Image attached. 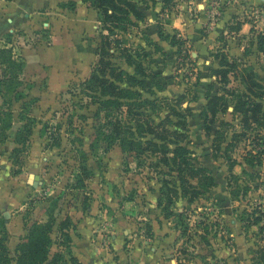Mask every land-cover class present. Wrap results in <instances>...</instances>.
<instances>
[{
  "label": "rangeland",
  "instance_id": "rangeland-1",
  "mask_svg": "<svg viewBox=\"0 0 264 264\" xmlns=\"http://www.w3.org/2000/svg\"><path fill=\"white\" fill-rule=\"evenodd\" d=\"M135 1L145 13V19L121 35L128 48L140 47L151 54L144 62L148 69L157 72L163 86L161 89L157 85L158 80L157 83L147 80L154 92L145 96L158 101V106L141 109L142 118L155 125L170 118L173 123L167 127L171 129L179 128L177 123L184 118L188 123V139L183 145L192 151L196 165L208 169L216 185L195 200L188 201L177 195L169 203L165 185L175 184V172L160 163L155 154L147 152L138 163L135 157H125L119 142L106 150L108 142L101 141L96 151L91 149L98 106L82 82L89 78L99 60L101 28L92 7L82 0H0V48H11L18 62L25 60L23 71H13L7 64H0V116L8 122V112L13 113L10 132L16 130L17 134L25 124L33 128L28 141L15 142L17 151L13 152V148L9 154L7 150L9 160L0 161V173L6 171L0 176L1 204L15 183L17 187L26 183L32 190L20 207L0 210V221L4 219L9 236L6 244L10 255L16 256L17 245L34 222H47L51 216L57 220L64 218L69 209L90 206L93 200L98 206L103 205L102 209L112 211L105 203L110 199L113 205L119 203L122 215L129 220L132 235L151 239L154 235L151 222L167 221L173 232L170 242L173 251L165 256L172 255L179 264H264V154L255 167L246 162L251 151L257 149L249 148L247 142L261 134L258 132L264 134V128L238 136L230 152L232 159L215 151L214 135L208 136L205 130L211 118L203 117L201 112L207 92L212 90L211 94L215 95L221 90L218 88L215 92L216 81L201 85L195 60L187 64L181 59L183 51L191 53V47L170 28L171 12L189 0H172L169 4L157 0L149 1L148 5L143 0ZM229 1L212 0L209 4ZM71 2L76 3L75 9L67 7ZM235 3V16L254 26L253 35L264 32V2L257 6L244 0H235ZM187 4L199 10L197 4ZM160 31L167 37L165 40L161 39ZM253 39L250 37L248 43ZM172 40L181 43L180 50ZM112 52L117 64L132 71L121 58V50ZM236 61L240 64L238 72L252 66L264 86V53L253 54L247 60L249 64ZM15 75V86L10 89L3 81ZM240 87L238 81H231L229 88ZM17 93L23 94L20 100L14 99ZM227 99L232 107V97L229 95ZM173 110L182 116L173 115ZM226 118L233 121L230 128H223L228 137L232 138L234 130L237 134L244 132L240 118L229 112L218 116L212 125L213 131ZM85 160L94 173L84 187L77 188L75 183ZM232 160L236 164L231 169ZM31 175H39L38 186L30 182ZM14 213L22 215L27 229L18 243L10 240L8 229ZM257 217L262 221L255 224ZM2 232L0 225V237ZM56 234L53 229L52 253L57 251ZM60 249L67 253L65 247Z\"/></svg>",
  "mask_w": 264,
  "mask_h": 264
},
{
  "label": "trees",
  "instance_id": "trees-1",
  "mask_svg": "<svg viewBox=\"0 0 264 264\" xmlns=\"http://www.w3.org/2000/svg\"><path fill=\"white\" fill-rule=\"evenodd\" d=\"M82 1L96 10L101 28L99 60L93 67L89 78L82 82L84 90L89 93L98 106L95 113L96 124L93 140L90 144L91 149L96 151L101 141L108 142L104 147L106 150L110 149L115 142H119L125 157H135L138 163H140L141 156L147 152L155 154L160 159V163L169 166L170 171L175 172L173 181L175 184L171 185L167 182L165 185L169 203L174 199L173 196L180 195L179 198L192 201L210 191L216 185L215 178L207 168L195 164L192 151L183 145L188 139V132L186 133L188 123L185 122L184 118L182 120V115L173 110V115L181 117V120L177 123L179 128L176 127V129L167 127L168 124L173 123L170 118H166L156 125L142 118L144 112L141 109L148 106L157 108L158 106V101L156 102L145 96L146 93L154 92L147 80H150L151 83H157L158 80L157 85L160 84V87L162 85L157 72L148 69L149 66L147 67L144 62L151 54L140 47L128 48L124 44L125 39L121 35L131 28L138 27L139 22L145 19V13L141 10L139 4L135 0ZM143 1L148 5L149 1L155 2L157 0ZM171 1L165 0V3L169 4ZM67 7L75 9L76 3L71 2ZM252 31H255L254 27ZM159 35L163 40L167 38L164 37L163 31H160ZM171 43L180 50L181 43L179 41L172 40ZM257 45L258 51L264 53V32H258ZM116 49L121 50V58L128 67L132 68V71L122 68L114 61L115 52L112 51ZM151 61L154 63V58ZM0 64H7L13 71H23L25 60L18 62L14 58L11 48L2 47L0 48ZM220 66L219 69L214 70V74L219 78L221 91L215 95H212L210 90L208 91V101L201 113L203 117L211 118L209 124L205 125V130L208 136L214 135L213 145L215 151L222 152L229 156V159H232L230 152L238 140V136H247L248 130L264 128V86L252 66L238 72L240 64L236 60H228L226 56L222 57ZM232 77H235V79L239 77L244 88H229ZM16 78V75L12 78H5L3 82L12 89L15 86L14 79ZM19 85L15 88V91H18ZM229 95L232 97L231 101H233L231 114L235 118L236 116L240 118L244 131L237 134L238 132L234 130L230 141L227 140L228 133L224 129L230 128L232 126L231 122H223L220 128L214 131V126H212L216 122L219 113L228 112L227 96ZM22 96V93H17L14 99L20 100ZM8 117L9 121L6 122L0 116V133H2L0 142L7 139V131L13 126V113L11 111L8 112ZM32 132L33 128L25 124L22 130L17 131L15 142L25 144ZM258 133L261 134L252 136V144L258 151L254 152L252 150V153L249 154L250 157L246 158V162L253 167L259 163L256 164V161L264 154V150L258 149L259 146L264 145V134L262 132ZM142 137L145 139L142 140ZM224 143L226 145L223 148ZM16 151L17 148H14L13 152ZM232 161L231 169L236 164L234 160ZM80 170L81 173L77 176L75 183L77 188L84 187L86 180L91 178L94 173L93 167L88 164L87 160L81 165ZM163 192L164 188H161V193ZM261 221L262 218L257 217L254 223L258 224ZM56 223L57 219L52 216L47 222H34L30 226L28 234L17 245L16 256H11L6 244L9 237L8 232L4 219H1L0 225L3 234L0 237V264H11L13 261L16 262L15 264H68L66 255L71 256L72 240L69 229L72 220L67 216L59 224L60 246L65 247L67 253L60 248L54 253L51 252L52 232ZM69 259L73 260V257Z\"/></svg>",
  "mask_w": 264,
  "mask_h": 264
},
{
  "label": "crops",
  "instance_id": "crops-1",
  "mask_svg": "<svg viewBox=\"0 0 264 264\" xmlns=\"http://www.w3.org/2000/svg\"><path fill=\"white\" fill-rule=\"evenodd\" d=\"M210 1L212 0H189L187 3L197 4L199 8L197 11L193 6H190L191 4L182 3L177 6L171 12L172 22L170 28L191 47L190 52L198 67L201 85L205 86L212 81H216L214 90L217 92L221 84L218 76L214 74V70L221 67L220 61L223 56H226L230 61L239 60L245 61L244 64H249L247 60L253 54L257 55L260 52L257 45L258 33L253 35L254 32L252 31L254 26L248 21L243 20L241 22L240 18L235 16V13H237L235 0L217 5L214 4L215 2L209 4ZM244 2L254 6L263 4L261 0H244ZM19 7L22 8V5L19 4ZM6 9L12 10L13 8L7 7ZM216 12L220 14L213 20V15ZM1 15L2 12L0 11V20ZM250 37L254 39L251 43H248ZM173 48L175 49V47ZM232 81H238L241 88H244L239 77L236 79L232 77ZM207 101L205 100L204 106ZM232 108H228L231 116ZM223 113L225 114V112ZM223 113H219L218 116ZM229 120V118L224 119L225 122H231ZM7 133L9 135L7 139L0 142V154H3L0 155V161L9 160V152L16 144V130ZM229 138L231 137L227 138L228 141ZM6 142L9 143V146L6 145ZM7 150H9L7 152L9 154L6 153ZM2 172L6 171H1L0 176H3ZM14 181L13 183H15ZM30 193H32V190L27 187L26 183L18 187L16 183L13 184L4 202V197H2L3 203L0 202V210H15L27 200ZM89 203L90 206L78 205L75 209H69L67 213L72 220L69 229L72 240L71 256L66 255L68 264H179L178 260L172 255L165 256L166 253L173 251L170 246L173 232L167 221L160 222L159 219H154L151 222V229L154 233L151 239L135 236L131 233L129 220L122 215L119 203L113 205L110 199L105 202L110 205L112 211L110 208L102 209L103 205L98 206L94 200ZM20 215L14 213L8 224L10 240H16L17 243L27 232L22 215ZM65 217L58 219L54 226V233H57V250L61 248L59 224ZM71 257H73V260L69 259Z\"/></svg>",
  "mask_w": 264,
  "mask_h": 264
},
{
  "label": "built area",
  "instance_id": "built-area-1",
  "mask_svg": "<svg viewBox=\"0 0 264 264\" xmlns=\"http://www.w3.org/2000/svg\"><path fill=\"white\" fill-rule=\"evenodd\" d=\"M219 12H216L214 15H213V20H215L216 18H217V16H219ZM179 36V35H178ZM182 58V60L183 61H185L187 64H188V61H194V58H193V56H192V54L190 53L189 54V52L187 53L186 51H183L182 52V56H181ZM193 70H195L196 71V68H194ZM248 147L249 148H251V147H254V144H252V139H250L248 142ZM258 149L259 150H264V145H261V147L259 148L258 147ZM256 151H258V150H254V152H256Z\"/></svg>",
  "mask_w": 264,
  "mask_h": 264
},
{
  "label": "water",
  "instance_id": "water-1",
  "mask_svg": "<svg viewBox=\"0 0 264 264\" xmlns=\"http://www.w3.org/2000/svg\"><path fill=\"white\" fill-rule=\"evenodd\" d=\"M261 1L264 2V0H261ZM39 179H40L39 175H31L30 176V182L32 183V185L34 187L38 186V184L40 183V180Z\"/></svg>",
  "mask_w": 264,
  "mask_h": 264
}]
</instances>
